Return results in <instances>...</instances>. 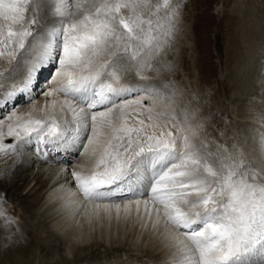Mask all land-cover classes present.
Instances as JSON below:
<instances>
[{
    "label": "snow or ice",
    "instance_id": "obj_1",
    "mask_svg": "<svg viewBox=\"0 0 264 264\" xmlns=\"http://www.w3.org/2000/svg\"><path fill=\"white\" fill-rule=\"evenodd\" d=\"M45 6L58 19L45 33H38L36 12ZM147 6V0H55L52 5L46 0H0V57L7 56L19 64L24 52H36L25 61L26 74L19 84L13 82L0 94V154L11 155L32 139L46 147L55 142L54 148L76 146L85 152L96 145L93 154L98 149L102 153L93 170L88 174L75 169L71 172L83 200L95 203V216L101 211L110 215L114 205L119 217L121 204L114 201L119 194L128 201L123 204L126 213L134 203L138 218L143 219V205L147 222L142 226L147 228L151 222L154 232L177 247L180 255L174 264H264V169L257 171L242 160L237 162L243 151L232 153L222 145L217 146L219 160L211 159V152L189 139V134L195 136L204 127L202 120L191 122L196 110L185 111L183 120L169 128L167 120L160 121L166 112L153 114L145 107L144 98H127L140 93L159 97L163 89L103 82L106 72L114 81L121 79L117 71H108L121 53L135 62L139 74L152 68L154 56H166L174 46L183 7L180 0L168 6L166 27L160 21L143 18L140 9ZM122 9H127L128 15H121ZM69 17L71 22H67ZM161 63L172 67L166 61ZM116 67L127 70L124 65ZM49 68V78L41 81V73ZM15 71L12 67L8 75ZM155 71L159 73L160 68ZM53 78L66 83L53 86ZM56 92L83 104L91 113L90 134L86 125L84 139L77 135L69 144L54 120H22L15 111L21 96L31 104ZM64 103L71 107L69 100ZM132 105L142 110L126 112ZM145 112L150 121L147 124L139 118ZM130 116L135 126L129 124ZM5 127L7 136L15 137V141H4ZM148 128L162 130L159 135L155 131L149 134ZM134 134L142 136L144 142L134 141ZM260 151L264 154V140ZM7 238L11 240V236Z\"/></svg>",
    "mask_w": 264,
    "mask_h": 264
},
{
    "label": "rangeland",
    "instance_id": "obj_2",
    "mask_svg": "<svg viewBox=\"0 0 264 264\" xmlns=\"http://www.w3.org/2000/svg\"><path fill=\"white\" fill-rule=\"evenodd\" d=\"M247 1L251 2L252 5ZM180 2L183 7L181 8L180 23L177 25L179 31L174 46L168 50L166 56H154L151 60L152 68H145L137 74L136 67L133 66L135 62L129 56H124L121 53L120 58L114 60L113 66L115 67L110 68V71L115 70L118 75L126 78L136 76L135 79L143 80L144 86L152 84L155 87L162 86L163 88L160 87V89H163V92L158 103L163 108L161 107L162 109H159L158 112L164 111L166 115L161 117L160 120L177 122L183 120L185 111L190 113L192 110H196L197 115L191 122L195 124L198 120H202L204 127L195 136L189 134V139L201 145L202 149L207 152H211L213 154L210 157L211 159L219 160L217 146L222 145L226 146L229 152L232 153H239L242 150L244 154L239 157L237 162L242 160L246 167L251 166L252 169L260 171L264 169V154L260 151L261 141L264 140V0H180ZM173 3H175V0H147L148 6L141 8L140 12L145 20L152 19L154 23L160 21L166 27L165 14L168 11V6ZM46 4L51 5L48 0H46ZM256 5H258L260 12L256 9ZM253 7H255L256 12H254ZM31 15L32 12L30 11L28 17L31 18ZM36 15L38 18V24L36 25L38 33H45L48 30L49 26L46 21H49L50 17L57 19L48 6L42 7L36 12ZM121 15H128V10L122 9ZM66 19L67 22H71L70 17ZM145 28H147V25H145ZM231 33L239 35V38L236 37L239 42L236 40L234 46L232 41H228ZM254 35L257 37L254 38ZM162 42L163 36H161ZM27 53L24 52L23 56ZM0 60L3 64L11 65V67L15 65L16 68V71L11 75L5 73L0 76L3 77V79L0 78V88L1 85L17 83L20 79L18 77L26 73L27 65L24 57H20L19 64L15 61L10 62L7 56L0 57ZM161 61H166L172 67H163ZM117 65H124L127 70H121L116 67ZM156 68H160L159 73L155 71ZM147 81H150V83ZM198 92H201V94ZM196 93L197 96H194ZM203 101H205L204 103H211V107L209 105L202 107L199 103H203ZM240 108L246 112L255 113L259 121L239 116L237 111ZM173 116L177 117L176 121L173 120ZM184 126L186 127V125ZM210 129L214 133L213 138L205 137V133ZM216 130L217 132H215ZM234 145L235 147H233ZM219 152L223 153V148H220ZM224 155H227V153H224ZM3 200L5 198L1 199L0 197V203L5 202ZM14 203L16 205L19 203V207L22 208L23 202L20 200H16ZM1 208L0 206V213H4L5 211ZM42 210L45 211V207L41 208V212L36 209H32V212H26L24 209V211H21L22 217H24L23 220L18 223L12 220L14 223L10 224L12 232L23 230L25 227L27 230L30 226L37 233L35 241H39L42 247L36 246L35 242L29 245L30 250L32 249L31 251L35 252V257H33L30 264H120L122 262V259L119 260L118 257L119 252L117 254L114 252L116 247L105 252L103 251L104 248H101V244L94 241L95 238H98L94 229H87L90 243L87 247L81 249L68 246L67 240L57 239L50 228L52 216ZM9 219L12 218L7 220ZM20 226H23V228ZM3 227V223L0 221V230ZM122 227L125 231L124 235L121 236L122 246H125L122 253L132 258L145 256L146 253L142 250L127 248L128 245H125L127 239L129 240L134 232L133 225L126 223ZM0 233L5 234L2 231ZM114 236L113 238L116 239V236ZM13 238H11L12 241H6L9 246L11 242H16V238ZM8 244L6 243V245ZM154 246L155 244H152L151 248ZM147 248L149 250V247L145 249ZM15 254L19 256L18 253L15 252ZM171 255L174 257L176 255L172 253L167 255L169 259L174 260ZM165 258L162 259L165 261L164 263L172 262ZM15 261L17 260L15 259ZM0 264H7L1 254Z\"/></svg>",
    "mask_w": 264,
    "mask_h": 264
},
{
    "label": "bare ground",
    "instance_id": "obj_3",
    "mask_svg": "<svg viewBox=\"0 0 264 264\" xmlns=\"http://www.w3.org/2000/svg\"><path fill=\"white\" fill-rule=\"evenodd\" d=\"M48 2L51 3L52 5L54 4L55 0H48ZM256 6H257L256 9L260 12V10L258 9V5ZM253 8H254V12H256L255 7ZM238 13L240 12L238 11ZM41 17H43V15H41ZM57 19L50 17L49 21L48 20L46 21L47 22L46 24L50 26ZM234 35L235 34L231 33L228 37V41L229 42L232 41L233 46L236 43L235 41L236 40L238 41L237 38H239L238 37L239 35L238 36L237 35L234 36ZM255 36L256 35H254L253 37L255 38ZM35 55L36 52L34 50H30L28 51L27 55L21 56V58L24 57V61H26L31 59ZM13 67H15V65ZM114 67L115 66H112L110 68H114ZM11 68H12L11 65L9 66L8 64H3L0 60V73H4V74L9 73ZM110 68L108 69V71H110ZM20 73L18 74L21 75L23 72L21 74ZM50 73H51V68L43 71L40 75L41 76L40 79L42 78L41 81L47 80L49 78ZM24 75L18 77L20 79L17 82V84H19V82L23 79ZM120 77L121 79L119 81H114L106 72L103 76V82L112 83L114 86H120L121 84H123L124 86H129V85L144 86V82H142L143 80L141 81L139 79L140 80L139 81L138 79H135L136 76L134 78L133 77L126 78L121 75ZM1 79H3V77ZM53 79H54L53 86L59 87V86H63V84L66 83V81H64L63 79H61L59 82H56L55 78ZM148 83H150V81ZM11 85L12 83H9L7 85H1L0 94H2L7 88H10ZM96 87H99V84H97ZM199 94H201V92ZM160 96L147 97L145 96L144 93H140L138 95L132 94L127 98L129 99L144 98L145 107L151 108L153 110V114H155L156 112H158L159 109L161 110L163 108L158 103ZM194 96H197V93ZM221 98L222 96L220 97V99ZM65 100L70 101L71 107H69L68 104L64 103ZM204 102L205 101H203V103L200 102L199 104H201L202 107L208 105L211 107V103H204ZM219 102L221 103V101ZM16 103L18 106L15 109V111L21 115L22 120H26L27 118H32V119H39L45 121L44 120L45 116L49 117L47 115L54 111L52 118L54 116L57 124L59 125L60 130L64 133V136L68 140L69 144H71L73 137H76L77 135L81 139L85 138V132L83 134V137L80 136L82 130H85L86 128L85 126H83L85 123L88 128V134H90L91 113L88 112L87 109H85L83 104H78L75 101H71L70 98L65 97L62 93L56 92L47 98H45L44 96H40L38 100H33L31 104L26 103L24 97L21 96L17 99ZM172 109L171 111H173ZM141 110L142 109H140L137 105H132L131 107L126 109V112L134 114L136 111H141ZM237 112L239 116H243L244 118L247 117L248 119H256V121H259V118H257L256 114L252 113L251 111L246 112L240 108ZM85 115H87V120L84 119ZM139 118L144 119L146 124L150 123V121L147 120V112H145V115L143 117H139ZM260 119L262 118L260 117ZM69 121L72 126H75L74 128L71 127ZM160 121L162 123L164 120H160ZM167 121L169 122L168 123L169 128L173 123H176L173 122L172 120H167ZM4 122L5 124H7L8 121L6 120V118ZM12 122L15 123L16 121L13 120ZM61 122H64L66 125H64V123ZM129 124L135 126V121L131 118V116L129 117ZM161 130H162L161 128L146 129V131L149 134H152L153 131H155L157 135H159ZM164 130L166 131L167 129ZM217 130L215 132H217ZM4 132L5 135L3 139L5 142L15 141V137L7 136L6 134L7 129L4 130ZM173 134L177 135V133L175 132ZM205 134H206L205 137L210 138L214 133L212 129H210ZM100 139L101 141H103L105 137L101 136ZM137 139H140L142 143L144 142L142 136L137 137L134 134L133 140L135 141ZM54 143L55 142H52V144H49L46 147L44 143L32 139L28 142L22 143L19 146V149L17 151H14L11 155L6 156L0 154V197L1 199H3V197L5 198V200H3L5 202L0 203V206L5 211L3 213L4 215H0V219H1L0 221L3 223L4 226L0 230V232L2 231V233H5V234L0 233V254L3 255L7 264H30L33 260V257H35L34 254L35 252L33 253L31 251L32 249L30 250L31 247H29V245L35 242L36 246L39 245V247H42V244L39 241H35L37 233L30 228L29 226L30 224L28 225L29 227L27 230L26 227L24 229L23 226H20L23 228V230L12 232V229L10 228L11 225L6 223L7 219L12 218L11 220H15V223L16 221L18 223L22 221L24 218L22 217L23 214L21 212L24 211V209L26 210V212H30L32 209L40 210L38 212H41V208L43 209L44 207H45V211L44 210L42 211L52 216V220H51L52 224L50 226L51 231L57 236L56 237L57 239L60 238V239H64L65 241L67 240L68 246L70 247H75V249L76 248L81 249L83 247H87V245H89L90 243V240L88 239L87 236V232H88L87 229L91 228L94 229V232L98 236V238L95 239L93 238L94 241H96V243L98 244H101V248H104L103 251L108 252L107 251L108 249L112 250L114 247H116V251L114 252H116V254L119 252L118 257L120 259L119 258L117 259L119 260L122 259L121 260L122 262L120 264H150V263L166 264L164 263L165 261H163L162 259H164L165 257H168L167 259H169L170 255L169 256L167 255L170 253L176 255L175 257L172 255L171 256L174 257L176 261H178L180 254L177 251V247L170 245V243L166 241L158 232H154L151 227V222H148L147 228L145 227L143 228L142 224L144 222H147V217L144 216L143 214V205H141V212H140V217H143V219H140L138 218L136 212V206L134 203L131 205V212L130 213L125 212L123 208V204L128 203V201L125 200L122 195L118 194L116 197H114V201L115 203L121 204V211L119 217H117L114 205L112 206V211L110 215L108 213H104L103 211H101L99 216H95L94 215V210L96 207L95 203L83 200L79 191L74 187L71 176L72 170L74 169L79 170L84 172L85 174L90 173L94 168L96 160L99 158L100 154L102 153V149H98V151L95 154H93L92 148L97 147L96 145L90 146L89 149L85 152L82 148H80V150L78 151L76 146L69 148L66 145L64 147L54 148L52 146ZM133 149H135L137 152L139 151V148L135 143H133ZM130 154L131 152L125 155H130ZM65 180H67L68 183H65ZM16 200H20L21 202H23L22 208L19 207L18 205L19 203L17 205L16 203H14V201ZM102 208L103 205H101V209ZM153 219H155V214H153ZM126 223H129V225L131 226L133 225L134 232L130 236V239L129 240L127 239L126 241L127 244L125 245H128L127 248L131 247L133 249H140L144 253H146L145 256L141 255L142 256L141 258L138 257L139 259L134 257L133 258L127 257V254L122 253V251L125 250L124 248L125 246H122L123 242L121 241V236L124 235L125 233L122 225ZM163 227H164L163 222H161L160 229L163 230ZM21 234L23 235V239L20 238ZM173 234L175 235L176 233ZM114 235L116 236V239L113 238ZM9 236H11V238L13 237L16 238V242L15 241H13V243L11 242L10 246L8 242H6L9 241V239L7 238ZM6 243L8 244L7 248L4 247ZM152 244H155V246L151 248ZM146 247H149V250L148 248L145 249ZM15 252L18 253L19 256H17ZM31 254H33V256H31ZM15 259L17 261H15ZM169 260H171L172 262L168 264H174L173 259H169Z\"/></svg>",
    "mask_w": 264,
    "mask_h": 264
},
{
    "label": "water",
    "instance_id": "obj_4",
    "mask_svg": "<svg viewBox=\"0 0 264 264\" xmlns=\"http://www.w3.org/2000/svg\"><path fill=\"white\" fill-rule=\"evenodd\" d=\"M51 119L54 120V121H56L55 118H54V116H53V118L51 117ZM69 120H70V119H69ZM56 123H57V122H56ZM58 123H59V122H58ZM61 123H64V122H61ZM69 123H70V121H69ZM64 125H66V124L64 123ZM70 125H71V123H70ZM71 127L74 128L75 126H72V125H71Z\"/></svg>",
    "mask_w": 264,
    "mask_h": 264
}]
</instances>
